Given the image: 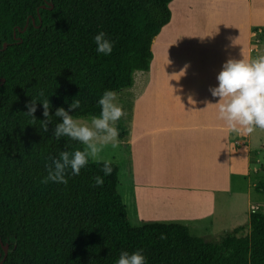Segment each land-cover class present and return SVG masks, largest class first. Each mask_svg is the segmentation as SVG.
Here are the masks:
<instances>
[{
  "label": "trees",
  "instance_id": "16d2710c",
  "mask_svg": "<svg viewBox=\"0 0 264 264\" xmlns=\"http://www.w3.org/2000/svg\"><path fill=\"white\" fill-rule=\"evenodd\" d=\"M171 1L0 0V240L8 245L2 264H115L121 251L137 249L146 264H264L261 212L250 213L247 233L239 226L210 243L179 224L132 228L114 163L98 187L93 178L103 176L102 162L90 160L79 175L66 176L67 184L41 182L45 164L60 151L83 148L53 136L55 110L68 111L76 98L81 108L70 115L99 116L105 90L130 89L134 73L149 70ZM98 31L114 42L110 55L96 52ZM45 98L53 116L47 132L39 122L42 105L36 121L24 114L31 99ZM117 129L120 139L126 136ZM254 188L264 193V181ZM3 255L0 245V261Z\"/></svg>",
  "mask_w": 264,
  "mask_h": 264
},
{
  "label": "rangeland",
  "instance_id": "374dc122",
  "mask_svg": "<svg viewBox=\"0 0 264 264\" xmlns=\"http://www.w3.org/2000/svg\"><path fill=\"white\" fill-rule=\"evenodd\" d=\"M220 1L222 0H216L219 3ZM228 1H232L231 5L233 4V0ZM235 2L237 4V6L235 5V10H233V6L228 9L227 6L229 4H227V1L223 2V6L216 4V8L219 11L215 18L217 20L216 25H214L216 27V35L221 36L224 46L237 48V52L231 53L217 50L214 56V67L210 68L207 73L201 72L199 81H214L216 84L213 87L217 86L216 76L228 59H243L245 28L243 13H240L241 9L246 7L249 10L253 9V11H256L258 4L264 8V0H235ZM200 3H203V0H173L169 4L171 20L173 21L172 27H180L177 31L183 44L191 43L193 40L191 36L202 35L204 31L206 22L198 14L199 7L201 8L203 5ZM229 10L232 14H228ZM260 15L254 13L252 16L253 24L264 28V12ZM161 32L162 30L158 36L161 35ZM254 37L256 36H253L252 45L253 49L257 50V53L254 51L255 54L253 53L252 59L259 55H264L263 36ZM189 52H191L190 48L184 50L183 54L179 51V56L177 57V53L176 59H174L175 63L177 60V63L183 65L182 70L175 72L176 68H172L173 71H166L164 77L160 79L162 85H168V87L164 86L165 88L160 89L161 92H167L164 93V96L167 97L169 95L168 99L177 97L178 91L179 93L181 91L185 92L188 97L196 96L197 92L200 97H204L203 93L209 95L208 97H213L209 91L210 88H202V85H199L197 91L196 87L192 88L190 83L186 84V91L183 88V81H188L185 79L189 78V70L193 65L191 53ZM152 54L150 67L155 59L158 60L161 52L157 50L155 55L153 52ZM187 67H189V70L186 72ZM149 75L150 73L135 72L133 76L134 81H136L135 87L117 93L116 103L122 108L124 114L116 121L115 127L117 128L120 125L126 132V136L121 139L118 137L115 149L108 145L101 153L102 156L111 159L114 164L118 165V192L122 200L125 197L124 194L127 195L129 192V182L140 185L150 181H162L164 186L166 183L169 185L166 187L169 188L166 193L149 189L138 192L132 206L126 205L129 225L132 228H138L146 222L179 224L186 226L192 236L210 243H217L225 232L239 226H245L246 230L244 233H247L250 213L254 211L264 214V193L258 192L254 188L259 181H264V129L256 128L247 135L238 134L235 131L231 133L232 141L236 138L238 141L245 143V140H247V144L236 145V149L233 147L232 150L226 149L225 158H222V161L226 164L225 168L217 166L213 171L211 170L213 173L208 176L206 183L197 185L205 188H214L212 198L209 199L208 196H204V198L199 199L197 197L195 190H198L196 188L199 187H196L193 179L194 177L199 179L200 176L194 174L198 170H193L189 163H186L182 170L178 169L175 172L179 185L175 184L171 187L169 182L172 180L174 171L170 167H162L160 165L159 157L161 152L163 153V147H154V145L159 146L160 136L157 134H154L153 137L152 135H145L144 129L145 126L151 124L152 115L163 112H175L177 105L169 100L161 101L160 97L152 90L147 91V100H144L142 78L144 80L147 78L148 81L158 79V77L150 79ZM138 96H141V98L137 104H134L133 98L135 100ZM131 112H133L132 115ZM73 118L78 122L90 125L89 117ZM127 139L130 143L129 147L125 143ZM197 149L198 147L182 148L185 162L193 160L198 153ZM164 151L168 155L171 153L170 147H167ZM215 153L219 154L218 148ZM154 173L156 176H154ZM157 173L161 174L159 179L157 178ZM163 177L166 179H163ZM211 181L215 182V187L210 185ZM181 185L189 187L194 192H178L177 195H172V191H179Z\"/></svg>",
  "mask_w": 264,
  "mask_h": 264
},
{
  "label": "crops",
  "instance_id": "0c3cea01",
  "mask_svg": "<svg viewBox=\"0 0 264 264\" xmlns=\"http://www.w3.org/2000/svg\"><path fill=\"white\" fill-rule=\"evenodd\" d=\"M226 1L227 4H229V6H227L228 9L233 6V10H235V5L237 6L235 0H233L232 5V1L228 0H222L220 1V3L216 2V0H203V3H200L203 5L201 8L199 7L198 14L200 15L201 19L206 22V25L204 27L202 35L197 34L196 37L190 35L193 40L189 44L181 43L179 39L180 34L177 31V29L180 27H172L173 21L171 20L172 18H170L169 23L161 29V35L158 36V34V37L156 36L153 39L151 45V49L154 55L155 51L157 50L161 52V55H159L158 60L155 59L154 63L151 64V67L149 66V70L145 72V74L150 73V79H153L154 77H158V79L154 81H148L147 78H145V80L144 78H142L143 87H141L143 90L144 100L147 98V91L152 90V92L154 91V93L160 97L161 101L169 100L177 105L175 112H163L160 114L152 115V122L149 126H145L144 133L145 135H152V137L154 134L160 136L159 146L154 145V147H163V153L161 152L159 157L161 162L160 165H162V167H170L174 171L172 180H170L169 182L171 187L175 184L179 185V181L177 176L175 175V172L178 169L182 170L183 166H185L186 163H189V166L193 170H198V172H194V174H196V176H200V178L196 179V177H194L193 182L196 187H199L196 188L198 190H195L197 192L196 195L199 199L204 198V196H208L209 199L213 197L214 188H205L197 185L199 183H206L209 178L208 176L213 173L211 172V170L213 171L215 168H217V166H219V168H225L226 164L222 161V158H225V150H232L233 147L234 149H236V145H245L247 144V140H245V143H243L242 141H238L236 138L234 139V141H232L231 133L233 132V130L229 129L224 121L218 119L217 107L214 105L216 102H218V97H208L209 95H205L204 93V97H200L198 92L196 96L188 97L185 92L181 91L179 93L178 91L177 97L168 99L169 95L167 97L164 96V93L167 92L160 91L161 88L168 87V85H162V81L160 79L164 77L166 71H173L172 68H176L175 72L183 69V65L181 63H177V60L175 63L174 59H176V54L179 51L183 54L184 50L190 48L191 52L189 53H191V61L193 65L191 64L192 67H190V70L189 67L186 68V72L187 70H189L190 76L188 79H185L188 81H183V88L185 89L186 84L190 83L192 88L196 87L197 91L199 85H202V88L209 89L216 84V82L214 81L200 82L199 78L201 72L204 71L205 73H207L210 68L212 69L214 67V56L217 50H223L231 53L237 52V48L224 46L222 44L223 39L220 35H216L215 31L216 27L214 25H216L215 23L217 21L215 18L217 13L219 12L216 8V4H220L219 6H223V2ZM190 9H192V7H190ZM262 12H264V8L260 4L257 5L256 11H253V9L249 10L246 7L242 8L240 11V13H243L244 16L245 44L243 60L246 62H250L253 58V53L255 54V52L257 51L253 49V36L259 37L261 35L264 38V28L260 25H254L252 18L254 13L256 15H260ZM228 14H232L230 13V10L228 11ZM240 28H242V26H240ZM178 56L179 53L177 54V57ZM135 85L136 81H134L133 78V85L130 89H133ZM140 98L141 96H138L137 99L135 98V100L133 98V103L137 104ZM132 114L133 112H131V115ZM235 132L241 134L240 132ZM125 143L127 147L130 146L128 139ZM167 147H170V155H168L164 151ZM183 147H198V153L194 156L191 162H185V156L183 155L182 151ZM217 148L219 149V154L215 153ZM154 176H156L155 173ZM160 177L161 174L157 173V178L159 179ZM164 178L165 177H163V179ZM129 183V192L127 193V195L124 194L125 197L123 199V203L126 209L127 204L130 205V207L132 206L137 198L138 192L142 190L149 189L155 192L160 190L166 193L169 189L166 188L169 185H167L166 183V185L164 186V182L162 181H150L148 183H142L140 185H137L134 182ZM214 184L215 182L211 181L210 185L214 186ZM189 190V187H183L181 185L179 191H172V195H177L178 192H194V190Z\"/></svg>",
  "mask_w": 264,
  "mask_h": 264
},
{
  "label": "clouds",
  "instance_id": "9594fccd",
  "mask_svg": "<svg viewBox=\"0 0 264 264\" xmlns=\"http://www.w3.org/2000/svg\"><path fill=\"white\" fill-rule=\"evenodd\" d=\"M93 43L98 54L107 56L113 51L114 42L104 31H98L93 36ZM216 80L217 86L211 87L209 91L213 97L219 98L214 104L217 107L218 119L224 121L229 129L244 135L252 133L256 128L264 129V55H259L250 62L243 59H228L222 65ZM37 95L43 97V90ZM116 97L117 93L113 90L103 92L97 101L100 106L99 116H91L90 125L78 122L69 114L70 111L81 108L79 99H73L68 105V111L63 107L55 110L54 117L59 118L60 122L55 123L53 136L56 139L67 137L70 141L83 145V148H76L71 152L60 151L57 157L45 164L47 175L42 179V183L67 184V175H79L81 169L92 160L97 163L102 162L103 173V176L93 178V186L103 185L104 177L113 172V161L105 158L101 153L108 145L113 149L117 147L116 141L120 134L115 123L124 114L116 103ZM37 103L43 107L42 115L45 119L39 122L43 131L47 132L48 124L52 123L53 117L49 115L48 98L39 102L31 99L25 106L27 112L24 114L36 121L33 114ZM115 264H146V258L142 249L131 253L121 251Z\"/></svg>",
  "mask_w": 264,
  "mask_h": 264
},
{
  "label": "water",
  "instance_id": "95a60500",
  "mask_svg": "<svg viewBox=\"0 0 264 264\" xmlns=\"http://www.w3.org/2000/svg\"><path fill=\"white\" fill-rule=\"evenodd\" d=\"M25 28H26V26H25ZM5 46H6V44H4L3 47H5ZM1 82H3V80ZM0 245L2 247V251H3V254H4L3 255V259L0 261V264H2L3 261H4V259L6 258L7 254H8V245H3L2 242H1V240H0Z\"/></svg>",
  "mask_w": 264,
  "mask_h": 264
}]
</instances>
